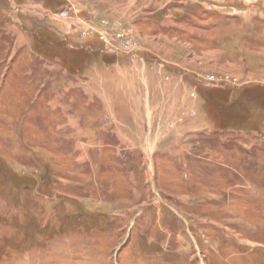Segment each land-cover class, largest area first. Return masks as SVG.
Segmentation results:
<instances>
[{"label": "rangeland", "instance_id": "rangeland-1", "mask_svg": "<svg viewBox=\"0 0 264 264\" xmlns=\"http://www.w3.org/2000/svg\"><path fill=\"white\" fill-rule=\"evenodd\" d=\"M237 90L264 103V0H0V239L47 238L0 264H264V109Z\"/></svg>", "mask_w": 264, "mask_h": 264}, {"label": "trees", "instance_id": "trees-1", "mask_svg": "<svg viewBox=\"0 0 264 264\" xmlns=\"http://www.w3.org/2000/svg\"><path fill=\"white\" fill-rule=\"evenodd\" d=\"M2 4V3H1ZM3 6L5 4H2ZM63 56L65 55V53H61ZM239 90H237V94L233 97L236 98V96L238 98V101L248 97L247 99L249 100H255L254 103H256L258 106L263 107L264 109V103L263 101V97L259 92H254V94L252 95H248L245 92L241 91L240 93H238ZM235 100L232 99L231 102ZM234 103V101L232 102ZM229 107L232 106L231 103H228ZM7 168V167H6ZM46 172H43V178L45 176ZM45 179V178H44ZM6 182L4 183V186L6 185H10V188L5 190V194L3 195L4 198H6V200H15V202L17 203V206L19 207V211L20 212H24L28 206L27 199L23 197V203L18 201V198L21 197L22 194V189H19V185H20V180L16 177V175L9 173L7 175V177L5 178ZM46 180V179H45ZM44 181V180H43ZM19 187V188H18ZM11 190H13V195L11 194ZM15 193V194H14ZM79 216V215H78ZM31 221V230L28 232V234L25 231H21L20 234L22 235V238L20 239V241H18L17 243H15V236L14 234H11L9 236H5V238L0 239V260L1 258L5 259L8 258L11 254L13 253H18V252H25L26 249H31L35 244H39V243H44L47 241V238L45 236V230H44V226L41 224V221L35 216V217H31L30 219ZM16 236H18V234L16 233ZM15 243V244H14ZM26 248V249H25Z\"/></svg>", "mask_w": 264, "mask_h": 264}, {"label": "crops", "instance_id": "crops-1", "mask_svg": "<svg viewBox=\"0 0 264 264\" xmlns=\"http://www.w3.org/2000/svg\"><path fill=\"white\" fill-rule=\"evenodd\" d=\"M160 14H164V13L160 10ZM151 15H152V14H151ZM155 19H156V17H155ZM146 28H147V27H146ZM146 28H145V29H146ZM147 31L149 32L148 29H147ZM134 33H135V36H138V35H139V33H138L136 30H135ZM195 33H196V32L192 31L191 28H190V29L188 30V33H187V34H188V35H193V34H195ZM156 37H158V36H156ZM138 39H139V38H138ZM142 42H143V41L141 40V43H142ZM142 44H143V43H142ZM142 46H143V45H142ZM153 49H154V48H152V47H149V48L146 47V48H145V46H144V50L147 51V52H148V51H150V52L155 51V50H153ZM153 53H154V52H153ZM145 54H146L145 56L148 57V56H147V53H145ZM203 57H204V56H203ZM146 59L148 60V58H146ZM191 66H192V65H191ZM191 66H190V67H191ZM193 67L196 68L194 65H193ZM196 69H197V71H199L198 68H196ZM145 70H146V66H145V64H143V65H142V72H143L144 74H145V72H146ZM184 72H185V74H187L186 76L189 77L190 79L193 78L192 75L195 76V75H194L192 72H190L189 70H185ZM189 72H190V73H189ZM188 73H189V74H188ZM190 74H192V75H190ZM134 91H135V90H134ZM147 93H148V92H147ZM148 97H149V96H148V94H147L146 99L149 101V98H148ZM147 100H146V102H148ZM137 101L140 102V101H139V98H137ZM162 101H166V97L164 98V97L162 96ZM140 103H141V102H140ZM138 104H139V103H137V105H138ZM148 106H149V105H148ZM149 107H150L151 110H152V111H151V115H150L149 117L145 116V120H146V121H147V120H150L151 123H155V124H159V125H160V122H161L160 120H161V118L159 117L160 115H157V116H156V114H155V110L153 109V108H154V105H151V106H149ZM111 115H112V114H111ZM154 115H155V116H154ZM154 120H156V121H155V122H152V121H154Z\"/></svg>", "mask_w": 264, "mask_h": 264}]
</instances>
